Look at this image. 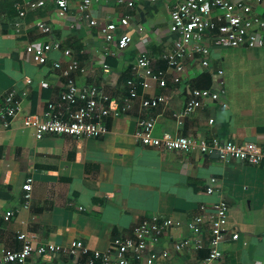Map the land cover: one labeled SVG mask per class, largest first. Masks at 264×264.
Instances as JSON below:
<instances>
[{
	"label": "crops",
	"instance_id": "0c3cea01",
	"mask_svg": "<svg viewBox=\"0 0 264 264\" xmlns=\"http://www.w3.org/2000/svg\"><path fill=\"white\" fill-rule=\"evenodd\" d=\"M42 1V8L19 18L14 8L18 0H0V107L8 91L17 99L25 94L21 111L0 134V215L13 214L9 222H0V256L21 249L19 233L36 244L68 246L80 241L90 253L106 252L113 240L131 237L133 229L153 215L175 224L156 247L169 249L181 240L199 238L189 229L192 219L202 213L209 217L222 200L228 206L226 237L237 232L239 239L222 244L221 259L212 264H264V163L221 161L216 154L195 150L165 152L144 147L134 137L138 121L152 119L157 137L169 133L198 141L254 144L264 151V49L212 47L205 68L201 56L189 49L181 60V81L174 83L176 72L163 56L173 51L168 27L176 0H133L132 9L118 0H89L88 14L98 27L88 25L83 0H67L64 16L55 0ZM255 13L264 16V2ZM126 16L128 26L119 25ZM39 21L50 26L49 34L36 28ZM110 23L118 24L116 38L128 37L127 48L105 40L99 25ZM48 43L59 49L48 51L44 64L36 53L27 52ZM65 51L83 70L72 75L75 84L103 89L111 111L121 107L126 82L136 85L132 110L103 119L106 133L100 138L48 135L36 140L32 122L65 91V79L54 68L56 63L65 67ZM141 58L165 75V87L151 83L147 90L142 88L132 70ZM195 89L218 92L219 98L204 102L179 124L174 114L183 112ZM157 97L165 102L141 108L143 98ZM28 179L32 191L25 209L22 187ZM208 188L213 189L210 195ZM200 237L204 248L189 247L156 264H202L209 254L207 223ZM74 262L68 256L45 255L26 264ZM79 262L86 264V258Z\"/></svg>",
	"mask_w": 264,
	"mask_h": 264
},
{
	"label": "built area",
	"instance_id": "2783aa9c",
	"mask_svg": "<svg viewBox=\"0 0 264 264\" xmlns=\"http://www.w3.org/2000/svg\"><path fill=\"white\" fill-rule=\"evenodd\" d=\"M155 4L161 0H143ZM264 0H176L173 5L170 21L169 34L174 39L173 51L164 55L163 60L176 72L174 83L181 81L180 75L185 69L181 60L188 56L189 49L194 54L200 55L202 67H208V56L212 47L221 49H264V16L255 13V7L261 6ZM128 8L134 7L133 0H118ZM59 15L64 16L67 12V0H55ZM45 1L18 0L14 4L19 18H23L29 11L42 8ZM89 0H83L82 10L86 13L85 19L89 26L98 27V22L93 20L89 14ZM129 17L120 19L119 25L128 26ZM118 24L110 23L99 25L105 40L109 43L116 42L120 49L128 46V37L122 35L116 38L115 31ZM42 34L50 33V26L43 21L35 24ZM59 49V45L48 43L45 46L28 48V53H36L40 64L46 62L45 54ZM192 53V54H193ZM68 59L65 67L59 63L54 68L60 71L65 79V91L59 95L56 104L49 103L41 118L32 122L35 130L36 140L44 136H68L75 139H97L106 133L104 124L108 116L120 117L132 110V102L138 98L136 85L132 80L126 82L127 94L124 96L121 107L111 111L106 105L110 102L109 95L103 89L97 87H78L72 75L83 72L78 63L71 59L69 51L64 52ZM107 68V66L105 67ZM133 74L140 78V85L144 90L155 83L160 87L166 86L165 75L153 71L149 60L141 58L132 66ZM221 74V72H219ZM28 85L31 81L27 82ZM25 94H22V97ZM15 98L14 91L6 94L5 105L0 107V134L10 127L11 121L21 111V100ZM219 93L212 90L195 89L192 91L190 100L181 113L174 114L180 124L181 120L190 113L202 107L206 101H217ZM162 97L141 100V108L149 110L156 108L158 104L164 103ZM154 121L152 119H141L138 121V129L134 137L144 147L155 148L165 152H189L199 151L202 155L217 154L221 161L236 160L247 162L251 165L264 163V151L254 144L237 145L232 142H221L211 140H192L185 137L173 136L164 133L155 136L153 133ZM24 193V208H29L32 191V180H26L22 187ZM213 189L208 188L207 194H212ZM204 211V207L201 208ZM12 213L0 215V222H9ZM228 206L220 200L214 206L213 214L205 217L203 213L195 216L189 229L197 238L195 241L184 239L173 243L169 249H157L165 232L173 227L170 220H164L153 215L144 220L133 229L132 236L126 239H115L106 252L94 251L90 253L89 248L80 241L71 242L68 246H57L53 244H36L24 233L18 234L21 249L17 252L2 251L0 264H26L34 256H68L75 258L74 264H81L79 259L86 258V264H156L158 259H167L172 253H179L186 248H204L201 239L202 225L207 223L209 227V254L202 264H212L221 259V245L225 242L238 241L239 235L234 232L226 237L225 226L227 224Z\"/></svg>",
	"mask_w": 264,
	"mask_h": 264
},
{
	"label": "water",
	"instance_id": "95a60500",
	"mask_svg": "<svg viewBox=\"0 0 264 264\" xmlns=\"http://www.w3.org/2000/svg\"><path fill=\"white\" fill-rule=\"evenodd\" d=\"M216 156H217V154H216ZM218 157V156H217Z\"/></svg>",
	"mask_w": 264,
	"mask_h": 264
}]
</instances>
